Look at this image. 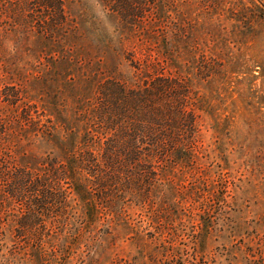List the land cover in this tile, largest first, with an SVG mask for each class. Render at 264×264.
<instances>
[{"label": "rangeland", "instance_id": "rangeland-1", "mask_svg": "<svg viewBox=\"0 0 264 264\" xmlns=\"http://www.w3.org/2000/svg\"><path fill=\"white\" fill-rule=\"evenodd\" d=\"M66 3L78 25L66 36L72 61H47L35 29L23 39L31 67L52 69L44 83L29 86L41 102L26 99L44 112L42 122L52 111L41 104L66 89L54 104L71 106L69 86L86 85L88 74L139 81L127 57L146 49L132 23L161 17L171 50L181 52L172 68L198 95V141L193 159L175 164L168 180L146 186L138 199L127 195L93 221L70 219L41 242L39 235L0 234V264H264V0ZM8 28L0 26V40L14 53ZM31 67L26 73L34 78ZM5 79L0 108H7L3 86L16 83Z\"/></svg>", "mask_w": 264, "mask_h": 264}, {"label": "trees", "instance_id": "trees-1", "mask_svg": "<svg viewBox=\"0 0 264 264\" xmlns=\"http://www.w3.org/2000/svg\"><path fill=\"white\" fill-rule=\"evenodd\" d=\"M70 11L66 0H0V26L9 25L17 45L10 53L0 40V83L16 82L3 86L7 108H0L2 235L54 238V229L70 219L88 223L116 202L123 204L127 195L138 199L146 186L168 180L175 164L194 156L198 95L191 80L172 68L181 52L171 50L161 17L132 23L146 49L127 57L139 81L88 74L86 85H65L75 98L71 106L65 99L54 104L66 89H56L57 96L41 104L52 111L42 122L44 112L29 102L42 97L30 95L29 86L44 83L52 69L49 63L46 71L31 67L23 39L35 29V41L48 49L47 61H72L66 36L78 25ZM30 67L36 69L34 78L26 73ZM35 147L44 149L35 153Z\"/></svg>", "mask_w": 264, "mask_h": 264}]
</instances>
